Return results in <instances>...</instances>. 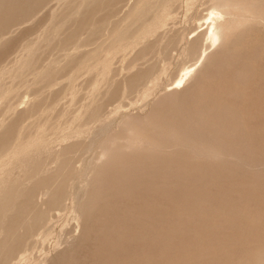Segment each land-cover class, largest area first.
<instances>
[{
  "label": "rangeland",
  "instance_id": "rangeland-1",
  "mask_svg": "<svg viewBox=\"0 0 264 264\" xmlns=\"http://www.w3.org/2000/svg\"><path fill=\"white\" fill-rule=\"evenodd\" d=\"M138 1L90 0L82 18L65 23L68 11L58 0H35L28 8L12 12L0 26L5 32L4 43H0V154L24 144L38 128L46 139L59 137L67 127L68 131L86 128L83 135L54 140L47 147L38 146L40 149L36 146L0 169V230L11 233L24 216L34 217L18 231L20 234L8 240L0 264H121L127 253H131L128 264H234L239 257L250 259L255 248L264 247V26L253 25L234 46L235 66L206 79L194 90L196 96L174 114L170 105L160 108L157 102L165 90L174 87L172 81L180 70L193 64L181 55L185 41L205 28L203 17L211 0L170 3L167 10L171 17L159 26L162 29L150 30L152 37L143 35L151 28L150 15L139 16L141 8H132ZM129 15L134 19L128 34L114 42L111 30L124 28L123 34ZM55 26L58 29L52 36ZM136 36H143V41L136 43ZM31 45L34 50L25 68L18 71L17 61ZM65 52L70 55L66 61ZM56 63L59 66L55 70L34 77ZM100 69L102 82L92 92ZM165 113L175 117L168 125L176 131L199 129L202 135L204 128L189 124L193 116L215 123V131L227 137L222 138L224 146H217L208 137L204 144L225 153L231 151L233 157L222 151V156L205 158L186 149L161 148L162 152L148 154L152 161L138 176L120 178L117 191L124 193L120 191L122 194L104 204L112 203V209L117 206V217L132 208L173 222L176 205L144 200L133 203L149 188L173 191L174 197L183 193L191 198H211V207H219V212L186 210L183 217L190 223L193 219L198 222L186 231H167L164 225L139 231V220L132 223L128 214L123 216L124 224L133 226L126 233L100 230L95 208L91 213L81 204L101 187L90 184L91 178L85 179L82 173L94 168L98 142L119 134L122 118L156 120ZM109 175L105 176L108 182ZM47 189L51 190L48 196L44 193ZM208 219L217 225L204 224ZM155 233L158 236H152ZM199 235L202 239L197 238ZM119 242L125 245L117 246Z\"/></svg>",
  "mask_w": 264,
  "mask_h": 264
},
{
  "label": "bare ground",
  "instance_id": "bare-ground-1",
  "mask_svg": "<svg viewBox=\"0 0 264 264\" xmlns=\"http://www.w3.org/2000/svg\"><path fill=\"white\" fill-rule=\"evenodd\" d=\"M34 1L35 0H0V26H2V23L4 24L6 19L10 17L12 12L26 8L28 6V4H30L31 2H34ZM58 1H59L58 3H61L62 5H64L66 11H68L63 18L64 22L68 23L69 19H73V18L77 19V18H79L78 16H81V18H82L85 15L84 10L88 6L90 0H58ZM174 1L175 0H139L137 2V4L135 3L136 5L132 6V8H134V9H136L138 7L141 8V12L138 13L139 16H144L146 14L150 15V17H148L149 18L148 21L151 20L149 23L151 25V28L149 27L150 29L147 30L146 32H144L143 35L149 36L148 33H150V30H152V28H157V27L159 28V26H161L162 23H164L167 18L171 17V16L169 17L171 12L169 13L167 8H168L169 4L174 2ZM52 14L54 15L55 13L53 12ZM131 17L132 16L129 15V19H127V24L125 25V27L127 26V30L123 31L124 32L123 34L120 32H122V30L124 28L122 30H120L119 27L116 26V27H114V29L111 30L110 34L113 37L114 42H115V40H118L117 37H119L120 35L126 36L128 34V27H129V25H132L131 21L134 19V18L131 19ZM203 19H204V23H205V28L202 31H200L199 33H197L193 38L188 39V40L185 39L186 45H185L184 50L182 49L183 53L181 56H183L184 58H190L191 60H193V64H191L189 67L182 68L180 70V74L175 78L174 81H172L174 87H172L169 90H165L163 95L161 96V98L157 102V106L160 108L163 106L170 105L174 111V114L179 113L182 110V106L186 103V101L190 100L193 96H196L195 95L196 91H194V90L198 89L206 79H208L209 77H215L219 73L223 72L224 70H230L231 67L235 66V62L233 61V57L235 56L234 46L236 44H238L243 39L245 33L248 30H250V28L253 25L264 26V0H211L209 12L205 18L203 17ZM154 20H155V22L157 21L155 24L152 23V22H154ZM63 25H64V23H61V26H63ZM161 27H163V26H161ZM57 29H58L57 26H55L53 28V31H51L52 36L54 34H56ZM4 34H5L4 31H0V43L3 41V39H5V38H3ZM178 35H180V34H178ZM150 36L152 37L153 35L151 34ZM135 41H136V43H141L143 41V36L137 37ZM3 43H4V41H3ZM128 43H130V42H128ZM112 44H114V43H112ZM33 50L34 49H33L32 45L26 47L25 55H23V57L17 61L20 65V66L18 65V67H16V69H18V71L25 68ZM118 52H119V49H118ZM69 56L70 55L65 52L64 60L66 61V59H68ZM111 57H114V56H111ZM84 60H85V58H83V61ZM108 62H110V61H108ZM108 62L106 60V63H108ZM185 63H184V65H186ZM58 66H59L58 63H56L55 65L54 64L50 65L49 67H47L48 69L44 68V69L38 71L37 74L34 75V77L35 78L40 77L42 74H44V72H45V74L49 73L51 70H55L56 68H58ZM97 68H98V65H97ZM101 70L102 69H100L98 71L99 76H96V79H95L93 87H92V92L95 91L99 87V84L102 82V78H101L102 71ZM165 71H166V69H165ZM160 72H162V69ZM3 74L5 75V73H3ZM1 75H0V77H1ZM70 79H71V76L69 77V80ZM126 79H125V82L128 81V78H126ZM160 79H161V77H160ZM157 80H159V79H157ZM148 81H149V78H148ZM150 81H152V80H150ZM128 82H126V83H128ZM154 82H157V81H154ZM144 85H143V87H144ZM142 89H144V88H142ZM148 92H150V91H148ZM141 97H142V94H141ZM146 97H147V95H146ZM151 103H152V101H151ZM25 112L26 111H24V113ZM174 118L175 117L173 115L169 116V113H167V114L165 113L162 115L159 114L158 116H156V120L143 119L142 121H138L132 117H129V118L126 117L125 119L122 118L123 120H120L121 124L119 125V126H121L120 133L115 134L114 136H111L110 138H108L107 140H105L103 142H101V141L98 142L99 144H97V146H96L97 148L95 147L97 149L96 150L97 156H95L94 162L92 159V162L94 164V166H93L94 168H92V169L87 168V170L82 171V173H83V176L85 179L91 178V179H89L92 181L90 184H93V186H94V184L97 183V184H100L101 187H99V189L95 192V194L93 196H91L88 200L86 199L87 201L84 204L83 203H81V204L83 205V207H82L83 210L90 211V210L95 208L96 214L95 213L94 214L99 219V221H101L100 230H105V229L109 228L110 231L115 230V232H116L119 229V231H125V233H126L127 232L126 230H130V227L132 228V226H133L132 223L134 222V219H137V220H139V224H138V226L140 227L139 231H142V230L146 231L147 226L148 227H158L160 225H164V227L167 229V231H173V232L186 231L189 229V227H195L196 224H198V222H196L194 219L190 223L186 219V217H183V216H185L184 212L186 210H189V212L195 211L197 213H198V211H202V212H206V213H208V212L209 213L219 212L218 211L219 207L218 208L211 207V200H212L211 198L207 199L208 197L205 198L204 196L197 197V198H191L188 195L187 196L184 195L183 193H182V195L179 194L178 196L174 197L175 195L171 196L172 195L171 192H173V191L168 190L170 193L167 191H164L162 189L161 190L155 189V190L151 191V190H149V188L144 190L145 193L147 192V194H145L143 192L142 193L143 196L139 192L141 196L137 194L139 197L137 196L136 198H134L135 200H133V203H137L140 200H144V201H146V203H154V204H159V205L160 204H166L168 207L176 205L178 208V211H177L176 216H174V218L172 219L173 222H169V220L166 221L160 215L157 216V215H153V214H147V213L139 212L137 210H133L131 208L129 211L127 210L128 212L126 214H128V216L131 217L130 219L132 220V223L124 224L126 222V219L124 220L123 216L124 217H128V216H126V214L122 215L121 213H119V217H117L118 214L116 215V211L114 210L117 208V206L114 209H112V203L104 204V202L106 203L111 199L114 200V197L119 195L120 191H122V189L120 191L118 190L119 192L117 191V188L119 186L118 181L120 180V178L123 179L126 176H133V177L138 176L137 173L142 171V167L147 166L152 161L150 158H148V154H154L155 152H157V153L162 152L161 148L162 149L164 148V150L170 149L171 151L174 149H177V148L186 149L189 152L193 153L194 155L201 156V157L203 156L205 158L206 157L207 158H216V157L222 156L223 153L226 154L228 157H233L234 153H232L229 148H228V150L230 152L225 153L222 150L212 148V147L204 144L205 137H208V139L212 138L211 140L217 146H219V147L224 146L225 142L223 141L222 138L225 135L223 132L215 131L216 128L213 125L215 123L212 122L213 123L212 124L210 122L204 121L201 117H194V116L190 117L189 124L193 122L194 124L199 125L200 127L205 129V132H202L203 134L201 135V131H199V129H192L189 132L188 131H178V130L176 131V130H174L173 126L168 125V121L173 120ZM0 127H1V123H0ZM102 127H103V124H102ZM235 129H236V127H235ZM66 130H67V132L62 131V134L57 138L46 139L43 136L42 129L38 128L35 131L34 135H32L24 144L19 143V144L15 145L16 147H13L12 149L6 150L5 152L0 154V169L2 167H5L6 165H9L10 161L12 159L20 158V157L22 158L23 156H25V154L30 153L33 150V148L36 146L38 147V146L45 145V147H47V146H49V144H51L52 141L54 142V140H59V139L63 140V139L68 138V137H73V136H77V135L79 136L80 134H82L83 131L86 130V128H77L75 130L68 131V130H70V128L67 127ZM229 131H230V129H229ZM100 135L101 134L99 133V136ZM42 150H43V148H42ZM144 153H145V156L143 155ZM155 159H158V157L155 156ZM240 160H241V157H240ZM89 167H91V166H89ZM149 168H151V167H149ZM145 170H143V171H145ZM77 171H78V169H77ZM107 174L108 175L112 174L111 176L109 175L111 177V181H109V182L106 179L107 177H105ZM0 175H2V174H0ZM79 177H81V176H79ZM82 181H84V179ZM100 181H101V183H100ZM78 182H80V180ZM86 183H87V181H86ZM53 184L55 185V183H53ZM126 184H125V187H126ZM129 185H131V184H129ZM120 186H122V185H120ZM132 186H134V185H132ZM125 187L123 186L122 188H125ZM132 188L136 189L135 186ZM49 190L50 189H47L46 191L44 190V193H46L45 195L48 196ZM128 190H130V188ZM131 190H133V189H131ZM104 191H105V193H103ZM135 191H137V190H135ZM122 192L120 194H122ZM118 197H120V196H118ZM132 197H133L132 195L129 196V198H132ZM120 199H122V198H120ZM113 200H111V201H113ZM101 201H103V202H101ZM130 201H131V199H130ZM59 203H60V200H59ZM114 203H115V201H114ZM114 203H113V205H114ZM216 203H218V202H216ZM220 204H218V205L220 206ZM76 208H78V207H76ZM79 208H80V206H79ZM83 210H82V212H83ZM5 211H7L6 208H5ZM152 211H153V209H152ZM12 212H15V211H12ZM82 212H80V213H82ZM118 212H119V210H118ZM75 213H77V212H75ZM42 214L44 217L45 216L44 213H42ZM81 215H83V214H81ZM31 216L32 215H27L26 217L24 216V219L20 220L19 224H17V226H16V229L15 230L13 229L11 233L9 231H3L2 229L0 230V257L4 255V250L7 247L8 240L12 241L14 236H16L17 234H20V233H18V231L21 228L23 229V226H26L25 224H28V222H30L34 218L33 216L32 217ZM77 216H76V219H77ZM87 216H86V218H87ZM86 218H85V220L87 221L88 218L87 219ZM78 221L80 222L79 219H78ZM93 221H91V222H93ZM99 221H97V222H99ZM217 221L219 224L220 221L219 220H217ZM91 222L89 221V223H91ZM210 222H213V224H211ZM83 224H85V223H83ZM201 224L202 223H200L199 225H201ZM204 224H208L207 226H210V225L212 226V225H217V222L214 219L213 220L208 219L207 221H205ZM81 228L83 229V227H81ZM84 229H83V231H84ZM79 236H80V234L78 235V237ZM152 236H158V233H155ZM199 236H197V238L202 239V237L201 236L199 237ZM160 237H161V235H159V238ZM71 240H72V238H71ZM148 240H150V238H148ZM263 241H264V239H263ZM202 242H203V240H202ZM71 244H72V242H71ZM69 245L70 244H68L67 246H69ZM124 245L125 244L121 245V243L119 242V244L117 246L123 247ZM84 247H86V246H84ZM172 247H175V245ZM142 250L143 249H141V250L139 249V251H142ZM58 251H60V250H58ZM58 253H60V252H58ZM129 254H131V253H127L128 257L126 256L125 260L122 261L121 264H125V263L128 264L126 262V259L130 258L131 255H129ZM62 258H63V256H62ZM252 261H253L252 264H264V247L255 248L250 259L244 260L243 258L239 257L238 261H236V263H234V264H249ZM176 264H182V263L177 262ZM204 264H206V263H204Z\"/></svg>",
  "mask_w": 264,
  "mask_h": 264
}]
</instances>
